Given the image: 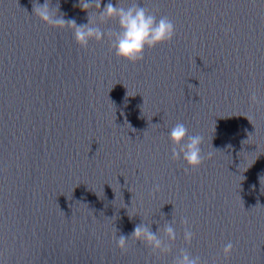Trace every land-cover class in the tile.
<instances>
[{"label": "water", "instance_id": "95a60500", "mask_svg": "<svg viewBox=\"0 0 264 264\" xmlns=\"http://www.w3.org/2000/svg\"><path fill=\"white\" fill-rule=\"evenodd\" d=\"M0 264H264V0H0Z\"/></svg>", "mask_w": 264, "mask_h": 264}]
</instances>
